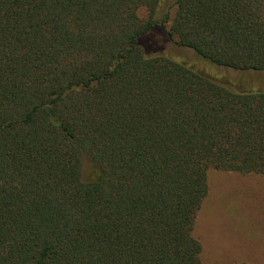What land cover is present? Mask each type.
Listing matches in <instances>:
<instances>
[{
	"label": "trees",
	"instance_id": "obj_1",
	"mask_svg": "<svg viewBox=\"0 0 264 264\" xmlns=\"http://www.w3.org/2000/svg\"><path fill=\"white\" fill-rule=\"evenodd\" d=\"M161 30L264 74V0H0V264H204L210 169L264 175V79Z\"/></svg>",
	"mask_w": 264,
	"mask_h": 264
},
{
	"label": "rangeland",
	"instance_id": "obj_2",
	"mask_svg": "<svg viewBox=\"0 0 264 264\" xmlns=\"http://www.w3.org/2000/svg\"><path fill=\"white\" fill-rule=\"evenodd\" d=\"M171 12L173 14L174 8ZM138 13L141 18H148L146 7H141ZM155 37L166 54L194 64L203 72L231 80L241 75L249 80L256 77L264 79V74L252 73L248 74V78L235 69L211 65L199 58L194 50L177 46L162 30ZM85 163L87 174L91 163L87 160ZM209 185V194L198 212L194 232L201 244L202 240L205 241L209 249L201 254L203 263L264 264V175L212 168L209 171ZM219 241L221 243H217L216 247ZM217 248L221 252L228 249V253H241L239 256L246 259H217Z\"/></svg>",
	"mask_w": 264,
	"mask_h": 264
},
{
	"label": "crops",
	"instance_id": "obj_3",
	"mask_svg": "<svg viewBox=\"0 0 264 264\" xmlns=\"http://www.w3.org/2000/svg\"><path fill=\"white\" fill-rule=\"evenodd\" d=\"M217 243H221V241H219V242H216V247H218V244ZM202 246H203V249H202V253L204 254L205 252H207V250H209V249H207L206 248V243H205V241H203L202 240ZM220 247V246H219ZM217 250H218V248H217ZM219 251V254H217V256H216V258L217 259H222V260H228V259H236L237 257L238 258H240V259H246V257H241V256H239V255H241V253H235L234 251H229V253H228V249H227V251L226 252H221L220 250H218ZM251 251V250H250Z\"/></svg>",
	"mask_w": 264,
	"mask_h": 264
}]
</instances>
